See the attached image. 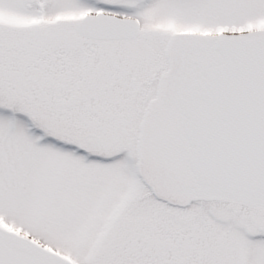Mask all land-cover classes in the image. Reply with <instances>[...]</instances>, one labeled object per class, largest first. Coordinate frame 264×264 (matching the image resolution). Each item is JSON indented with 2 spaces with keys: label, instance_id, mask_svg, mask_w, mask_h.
Returning <instances> with one entry per match:
<instances>
[{
  "label": "snow or ice",
  "instance_id": "snow-or-ice-1",
  "mask_svg": "<svg viewBox=\"0 0 264 264\" xmlns=\"http://www.w3.org/2000/svg\"><path fill=\"white\" fill-rule=\"evenodd\" d=\"M0 264H264V0H0Z\"/></svg>",
  "mask_w": 264,
  "mask_h": 264
}]
</instances>
